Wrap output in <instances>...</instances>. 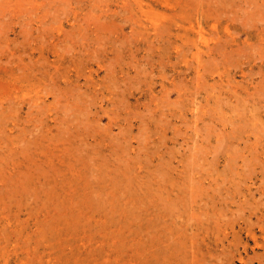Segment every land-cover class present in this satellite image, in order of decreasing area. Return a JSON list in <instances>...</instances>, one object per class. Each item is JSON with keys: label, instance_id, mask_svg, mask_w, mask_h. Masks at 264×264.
Returning a JSON list of instances; mask_svg holds the SVG:
<instances>
[{"label": "rangeland", "instance_id": "1", "mask_svg": "<svg viewBox=\"0 0 264 264\" xmlns=\"http://www.w3.org/2000/svg\"><path fill=\"white\" fill-rule=\"evenodd\" d=\"M251 232L264 0H0V264H264Z\"/></svg>", "mask_w": 264, "mask_h": 264}, {"label": "bare ground", "instance_id": "2", "mask_svg": "<svg viewBox=\"0 0 264 264\" xmlns=\"http://www.w3.org/2000/svg\"><path fill=\"white\" fill-rule=\"evenodd\" d=\"M216 22H217V20H216ZM200 29V28H199ZM228 29V28H227ZM198 31V30H197ZM229 32H230V30H229ZM199 33V32H198ZM206 43H207V40H206V38L205 39H203ZM208 48L209 49H211V44H208ZM201 76H202V74H200ZM198 76H199V74H198ZM200 76V77H201ZM202 78V77H201ZM9 83V82H8ZM9 85V84H8ZM173 89V88H172ZM165 91V90H164ZM164 93V92H163ZM168 93V92H167ZM170 95V94H169ZM240 120H241V118H240ZM42 138V137H41ZM58 142V141H57ZM39 145V144H38ZM44 145V144H43ZM46 148V147H45ZM75 148H76V145H75ZM24 149H26V148H24ZM43 150V149H42ZM76 150V149H75ZM77 150H78V147H77ZM27 151V150H26ZM47 151V150H46ZM62 151V150H61ZM65 151V150H64ZM63 151V152H64ZM23 152V151H22ZM24 152H25V150H24ZM66 152V151H65ZM53 153V152H52ZM51 153V154H52ZM68 153V152H67ZM28 154V153H27ZM46 153H44L43 155H45ZM54 154H55V152H54ZM63 154V153H62ZM61 154V156H64V155H62ZM74 154V153H73ZM76 154V153H75ZM25 155H26V153H25ZM67 155V154H66ZM70 155V154H69ZM78 155V154H77ZM84 157V156H83ZM61 157H59V159H60ZM73 158H75V157H73ZM79 158V157H78ZM81 158V157H80ZM25 159V158H24ZM43 159V158H42ZM76 159V158H75ZM53 160V159H52ZM76 160H78V159H76ZM87 160V158L85 159V161ZM124 160V159H123ZM129 160V159H128ZM43 161V160H42ZM45 161V160H44ZM61 161H63V160H61ZM70 161V160H69ZM69 161H68V163H69ZM105 161V160H104ZM104 161H103V163L102 164H104ZM71 162V161H70ZM78 162H80V161H78ZM122 162V161H121ZM127 161H125V163H126ZM21 163V162H20ZM72 163V162H71ZM63 164V163H62ZM70 164V163H69ZM124 164V163H123ZM67 165V164H66ZM84 166H85V164H83ZM125 165H127V164H124V166ZM133 165V164H132ZM131 165V166H132ZM53 166L54 165H52V168H53ZM72 165L70 164V167H71ZM90 166V165H89ZM116 166V165H115ZM119 166V165H118ZM129 167H130V165H128ZM102 167V166H101ZM105 166H103V168H104ZM129 167H128V169H129ZM133 167V166H132ZM58 169V167H55V169ZM102 168V169H103ZM112 168H114V167H109V172H110V170H112ZM125 168H126V166H125ZM134 168V167H133ZM133 168H132V170H133ZM158 168H159V165H158ZM157 168V169H158ZM54 169V168H53ZM98 169V168H97ZM107 169V168H106ZM105 169V170H106ZM156 169V168H155ZM160 169V168H159ZM162 169V168H161ZM52 170V169H51ZM77 170V169H76ZM80 170V169H79ZM108 170V169H107ZM119 170V169H118ZM130 170V169H129ZM113 171H114V169H113ZM57 172H60L59 170L57 171ZM63 172H66V171H63ZM105 172H108V171H105ZM122 172V171H121ZM126 172V171H125ZM127 172H129L128 170H127ZM133 172V171H132ZM162 172V171H161ZM107 178V177H106ZM106 180V179H105ZM104 180V181H105ZM114 180V179H113ZM107 183V182H106ZM116 183V182H115ZM117 184H118V186L120 185L118 182H117ZM116 184V185H117ZM115 184H113V186H114ZM115 185V186H116ZM125 185V184H124ZM112 186V187H113ZM110 187V186H109ZM127 187H124V189H126ZM110 190H111V188H109ZM113 189H114V187H113ZM110 190H108V192L110 191ZM126 191H128V190H126ZM125 191V192H126ZM115 192V191H114ZM103 193V192H102ZM107 194V193H106ZM109 194V193H108ZM125 194V193H124ZM114 195V194H113ZM112 195V196H113ZM196 195V194H195ZM195 195H194V197H195ZM125 197V196H124ZM190 197H191V195H190ZM100 198H101V196H100ZM106 198V197H105ZM130 199V198H129ZM129 199H127V200H129ZM195 199H198V198H193V200H195ZM211 199V198H210ZM209 199V200H210ZM101 200V199H100ZM192 201V200H191ZM215 202H216V200H214ZM221 202V201H220ZM120 203V202H119ZM125 203V202H124ZM190 203H194V202H190ZM216 204V203H215ZM212 206H213V203H212ZM136 207V206H135ZM184 207V206H183ZM188 207V205H186V207H185V209ZM163 208V207H162ZM165 208V207H164ZM171 208V207H170ZM175 208V207H174ZM218 208V207H217ZM221 208H222V206H221ZM119 209V208H118ZM167 209V208H166ZM188 209V208H187ZM171 210V209H170ZM227 210V209H226ZM105 211V210H104ZM168 211H169V209H168ZM192 211V210H191ZM196 212V211H195ZM194 211L192 212L193 214L195 213ZM208 212V211H207ZM223 212V211H222ZM168 213V212H167ZM192 213H190V215L192 214ZM197 213V212H196ZM219 213V212H218ZM221 213V212H220ZM227 213V212H226ZM192 214V215H193ZM210 214V213H209ZM176 215V214H175ZM183 215V214H182ZM191 215V216H192ZM201 215V214H200ZM204 215V214H203ZM222 214H220V216H221ZM171 216V215H170ZM194 216V215H193ZM193 216H192V218H193ZM195 216H199V213H197V214H195ZM209 216V215H208ZM211 216H213V215H211ZM190 217V216H189ZM200 217H202V216H199V218ZM207 217V216H206ZM213 218V217H212ZM216 218V217H215ZM222 218V217H221ZM225 218V217H224ZM173 219V218H172ZM194 219H197V217L195 218L194 217ZM202 220L204 219V218H201ZM198 220V219H197ZM211 220V219H210ZM224 220V219H223ZM162 221H163V219H162ZM175 220L173 219V222H174ZM191 221V220H190ZM208 221H209V219H208ZM215 221V220H214ZM230 221V220H229ZM172 222V221H171ZM193 222H195V221H193ZM197 222V221H196ZM200 222V221H199ZM215 222H217V221H215ZM219 223V222H218ZM172 224V223H171ZM170 225V224H169ZM161 226V225H160ZM206 227V226H205ZM179 229H180V227H178ZM226 230V229H225ZM168 232V231H167ZM187 232H189V231H187ZM172 233V232H171ZM174 234V233H173ZM178 234V233H177ZM188 234V233H187ZM251 234V236L253 237V239H254V243H255V245L257 246V248H260V249H263L264 250V237H258L257 236V234H253L252 232L250 233ZM250 234H248V236L249 237H251L250 236ZM179 235V234H178ZM193 235V234H192ZM198 235V234H197ZM179 237V236H178ZM196 238V237H195ZM239 239V238H238ZM199 240V239H198ZM218 240V239H217ZM248 241H250V240H248ZM192 242V241H191ZM181 243V242H180ZM195 243V242H194ZM249 242H247V244H248ZM246 244V245H247ZM180 245V244H179ZM236 246V245H235ZM239 247V246H238ZM208 248V247H207ZM190 250V249H189ZM198 250V249H197ZM209 250V249H208ZM254 250V252H255V250L256 249H253ZM191 252V251H190ZM246 254L248 255L249 254V250L248 249H246ZM229 255H230V253H229ZM195 256V255H194ZM195 258H197V257H195ZM240 258H241V260L242 261H244V259H245V257H244V255H243V253H241V256H240ZM194 260H196V259H194ZM193 260V261H194ZM199 260H200V258H199ZM227 260H231V259H227ZM188 261V260H187ZM203 261V260H202ZM204 262V261H203ZM224 262H226V261H224ZM248 262V261H247ZM181 263V262H180ZM243 263V262H242ZM194 264H196L195 262H194ZM204 264V263H203Z\"/></svg>", "mask_w": 264, "mask_h": 264}]
</instances>
